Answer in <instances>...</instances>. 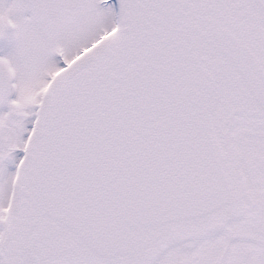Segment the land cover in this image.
Wrapping results in <instances>:
<instances>
[{"label": "snow or ice", "instance_id": "6c2138e0", "mask_svg": "<svg viewBox=\"0 0 264 264\" xmlns=\"http://www.w3.org/2000/svg\"><path fill=\"white\" fill-rule=\"evenodd\" d=\"M0 264H264V0H0Z\"/></svg>", "mask_w": 264, "mask_h": 264}]
</instances>
